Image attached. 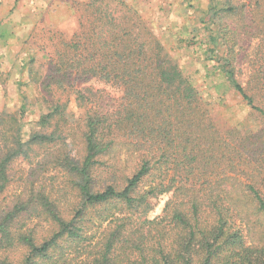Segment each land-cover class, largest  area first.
<instances>
[{"label":"trees","instance_id":"trees-1","mask_svg":"<svg viewBox=\"0 0 264 264\" xmlns=\"http://www.w3.org/2000/svg\"><path fill=\"white\" fill-rule=\"evenodd\" d=\"M69 2L74 29L20 82L44 106L35 125L25 136L27 95L0 111V264H264V0H209L186 45L219 103L249 108L236 124L140 4Z\"/></svg>","mask_w":264,"mask_h":264},{"label":"rangeland","instance_id":"rangeland-1","mask_svg":"<svg viewBox=\"0 0 264 264\" xmlns=\"http://www.w3.org/2000/svg\"><path fill=\"white\" fill-rule=\"evenodd\" d=\"M70 0H0V111L7 110L16 112L22 105L23 96L27 95L30 104L26 105L27 111L23 117L26 129L35 125L34 120L44 108L40 103L33 101L37 98L38 89L35 83L20 85V82L28 80V67L33 64L40 74L46 72L48 66L47 54L51 49L50 38L58 30L70 33L75 25L74 13L69 6ZM134 4H140L147 19L164 33L167 38L166 45L173 51L183 56L184 68L195 72L201 69L199 83L209 85L212 107L217 105V117L221 123L236 124L245 121L248 117L249 108L238 95L226 93V97L219 103L216 95L219 88L216 86L221 78L204 80L206 69L194 59V49L186 48L187 43L193 42L194 35L204 36L203 23L200 22L204 11L208 8L209 0H129ZM184 30L186 42L181 45L175 41L176 34ZM206 31V30H205ZM163 37V38H164ZM173 38V39H172ZM47 46L46 48L44 46ZM34 56L35 60L31 63ZM102 104L117 93L111 91ZM210 97V96H208ZM250 119V118H249ZM40 158V157H39ZM38 158L31 161L17 159L14 161L11 171L19 174L23 171L28 173ZM124 163V162H123ZM130 170L133 169L135 160L125 162ZM51 171L41 175L44 183L53 181ZM62 177L56 173L55 179ZM54 179V180H55ZM19 185L12 186L14 192ZM163 198L160 204L151 213L152 216L159 214L164 206ZM20 255V254H18Z\"/></svg>","mask_w":264,"mask_h":264}]
</instances>
